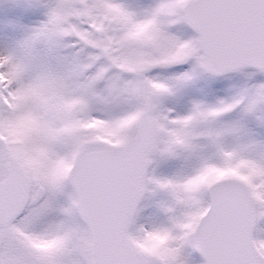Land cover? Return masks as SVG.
Returning a JSON list of instances; mask_svg holds the SVG:
<instances>
[{
    "label": "snow or ice",
    "instance_id": "6c2138e0",
    "mask_svg": "<svg viewBox=\"0 0 264 264\" xmlns=\"http://www.w3.org/2000/svg\"><path fill=\"white\" fill-rule=\"evenodd\" d=\"M0 264H264V0H0Z\"/></svg>",
    "mask_w": 264,
    "mask_h": 264
}]
</instances>
